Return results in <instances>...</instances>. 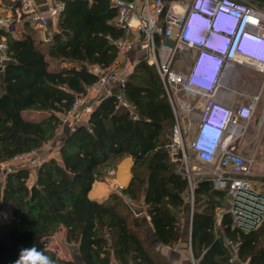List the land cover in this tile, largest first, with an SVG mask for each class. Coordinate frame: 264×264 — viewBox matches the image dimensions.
Listing matches in <instances>:
<instances>
[{
  "label": "trees",
  "instance_id": "trees-1",
  "mask_svg": "<svg viewBox=\"0 0 264 264\" xmlns=\"http://www.w3.org/2000/svg\"><path fill=\"white\" fill-rule=\"evenodd\" d=\"M249 1L264 10V0ZM65 3L58 32L46 50L30 32L21 39L6 36L11 61L0 73V165L52 141L76 95L98 80L90 66L106 69L116 58L108 41L123 35L113 25L116 11L104 0ZM54 64L58 69H52ZM123 95L122 105L115 95L104 99L88 124L61 144L60 161L43 163L31 184L28 169L0 182V212L9 211V216H0V264H16L22 251L32 249L23 254V264H75L48 249L49 239L61 228L66 229V242L77 245L83 264H112L113 258L118 264H171L141 237L140 222L122 196L135 204L143 200L161 244L180 241L177 211L185 206L189 184L167 149L174 114L156 68L145 61L128 75ZM33 113L44 116L30 120ZM120 157L134 162L129 186L104 203L92 201L89 193L100 169ZM194 198L192 251L198 264H230L225 240L239 244L242 263L264 264V224L245 233L232 229L233 219L226 215L216 235V210L225 194L201 182Z\"/></svg>",
  "mask_w": 264,
  "mask_h": 264
},
{
  "label": "built area",
  "instance_id": "built-area-1",
  "mask_svg": "<svg viewBox=\"0 0 264 264\" xmlns=\"http://www.w3.org/2000/svg\"><path fill=\"white\" fill-rule=\"evenodd\" d=\"M104 1L116 11L113 25L123 33L120 38H108L110 46L117 51L116 58L106 69L90 66V71L98 80L85 92L76 95L71 110L61 118L60 129L69 127L71 133L74 132L82 122L81 118L75 116L88 113L87 104L90 100L101 103L103 99L115 95L121 105L125 103L123 92L128 75L123 72L125 67L122 59L133 50H138L145 56L143 61L156 68L171 105L175 126L167 149L171 162L177 166V173L187 179L191 195L194 196L198 183L209 182L213 191L225 194L229 202L228 208L219 211L217 221L222 222L224 216L230 215L233 219L232 229H240L245 233L257 230L264 224V182H255L252 170L264 132V10L249 0ZM35 2L18 0L9 6L0 5V73L4 65L11 61L6 36L17 38L26 23L48 30L45 40L47 45L53 40L55 32L50 31L49 26L59 23L65 11V0H45L47 16L35 6ZM217 17L223 34L211 45L217 54L224 52L223 57L206 52L203 54L209 49L206 46L208 32ZM242 25L244 33L251 35L252 40L238 42L233 57L228 59L233 36ZM231 32L234 35L229 37ZM190 52H195V58L188 72L176 71V58ZM242 63L248 64L262 76L260 89L248 106L231 110V131L227 137L229 143L216 157H210L209 163L202 160L207 159V156L195 152V139L189 142L194 160L209 166V169L197 168L185 150L182 122L191 114H197L198 134L214 111L220 110L221 104L215 98L228 87L237 65ZM197 65L200 71L194 75ZM214 74L219 76L217 83L212 80ZM115 87L117 93L113 92ZM72 119L74 125L71 126ZM254 121L256 130L249 135ZM244 141L247 143L243 144ZM251 144L253 148L249 149ZM45 162L40 161L37 151L18 156L6 163L5 177L19 167L37 172ZM114 174V171L109 172V176ZM122 199L137 215L135 203L127 197ZM215 201H219V196ZM225 244L231 254L229 263L244 264L239 258V244L231 240H226Z\"/></svg>",
  "mask_w": 264,
  "mask_h": 264
},
{
  "label": "crops",
  "instance_id": "crops-1",
  "mask_svg": "<svg viewBox=\"0 0 264 264\" xmlns=\"http://www.w3.org/2000/svg\"><path fill=\"white\" fill-rule=\"evenodd\" d=\"M17 1L18 0H0V5L3 4L9 6L16 3ZM35 6L41 11L42 14L47 16L45 0H36ZM49 29L50 31H54L55 33H57L58 24L50 25ZM27 32L31 33L36 44L40 45L41 48L47 45L45 43L48 33L47 29H40L38 27L30 25L29 23H26L25 28L21 32V35H18L16 39H21ZM129 55L131 56L122 59L125 67L123 68V72H125L126 75L130 74V72H128L129 65L131 64L130 60L139 59V61L141 62L145 58L144 54L139 52L138 50H133L131 53H129ZM194 58L195 56L193 57V59ZM261 82H262V76L257 71L250 69L248 67L237 66L236 70L231 76V79L228 82V87L221 90L217 94L215 100L222 106L229 109H237L240 107L248 106L251 101V98L255 97L256 94L258 93L261 86ZM113 92L117 93L116 87L113 88ZM99 104L100 103H96V101L94 100L93 101L90 100L87 104V108L89 109L88 113L83 114L82 116L79 115L75 116V118L78 119L81 118L82 120L79 126H86L88 124L89 117L91 116L92 112ZM37 115H41V114L33 113L28 117L30 120H37L36 119ZM73 121L74 119L71 120V126L73 124ZM70 133H71V129L69 127H64L58 130L57 135L55 137L56 138L55 141L61 145L68 138ZM195 137L193 139H195ZM53 157L54 159L60 161L59 151L55 155H53ZM195 162L200 165L204 164V162L198 160H196ZM133 166H134V162L131 158L120 157L111 161L107 166L100 169V173H101V177L99 178L100 181L95 182V184L93 185L92 190L89 193V198L92 201L103 203L107 200V198L111 194L113 193L120 194L121 190L127 188L131 182V179L133 177V173H132ZM110 171H114L115 174L113 176H109ZM255 178H258V180H255ZM253 180L255 182L256 181L264 182V173L258 172L257 174H254ZM198 184L196 188L198 187ZM225 200L227 199L225 198ZM139 205H140L138 206L139 209H137L136 211L138 213L137 215L134 214L131 210L130 211L134 215L133 217L139 220L141 225L140 235L142 238H144L148 246H150L154 251L159 253L164 259L169 261L171 264H193V262H197L198 264V261L194 258L192 251L193 214L190 217H186L187 221L189 220L188 221L189 223L188 222L185 223L184 220L185 217H183L184 220L183 224L182 222H179L180 230H181V238L180 241L175 245L176 246L175 249L172 250L170 246H165L161 244L160 241L158 240L154 227L151 222V218L147 213L146 206L143 200L140 202ZM228 207H229V202L227 208ZM185 209L186 206H184V211ZM220 210L221 209H218V212ZM218 214L219 213H217V216L215 218L216 235L218 234V230L220 229L221 226V222L217 221ZM66 235H67L66 229L61 228L60 231L57 233V235L49 239L48 242L49 249L56 253L58 251V248L56 247L58 246V240L60 244L64 246V244H66ZM67 246H69V244ZM64 250H66V252L62 251L61 249L60 253H56L60 260L64 262H74L75 264H83L78 249H76L75 256H73L71 252L66 248ZM112 264H118L114 258L112 260Z\"/></svg>",
  "mask_w": 264,
  "mask_h": 264
},
{
  "label": "rangeland",
  "instance_id": "rangeland-1",
  "mask_svg": "<svg viewBox=\"0 0 264 264\" xmlns=\"http://www.w3.org/2000/svg\"><path fill=\"white\" fill-rule=\"evenodd\" d=\"M46 48H47V45L42 47L43 50H46ZM129 56H131V55H129ZM194 56H195V52L185 53V54H181L180 56H178L176 58L175 62H174L175 70L178 71V72L187 73L188 69L191 67V62H192V59H193ZM136 61H138V62H136ZM130 63L131 64L129 65L128 72H130V74H131L135 70V66L138 63H140V61H139V59H137V60L136 59L135 60L132 59V60H130ZM67 66H68L67 64H59L58 65L59 68H61V67L65 68ZM52 69H58L56 64H54ZM43 116H44L43 114L42 115H37L36 119L37 120L41 119ZM255 123H256V121H254V124L251 126V131L249 132V135H251L256 130ZM182 126L184 127V130H185L184 143H185L186 153H187V155L189 157H192V159L194 160L195 156L191 152V150L189 149V142H191L193 140V138L196 136L197 131H198V117H197V114H195V113L191 114L190 117L187 120L182 122ZM262 134H263V139H262L261 144H260L258 158H257V160L255 162V165L253 167V170H252L254 174H257L258 172L264 173V132H262ZM56 135L53 137V140L50 141L45 147H43L40 150H36L40 154V161L41 162H45V161H48L50 159H54L53 155H55L59 151L61 145L55 141L56 140V138H55ZM170 140H171V138H170ZM246 143H247V141L243 142V144H246ZM252 148H253V144L250 145L249 149H252ZM194 162H195V160H194ZM194 162H193V164L196 165L197 168L201 167L203 169H209V166H206L204 164L200 165V164H197L196 162L195 163ZM19 168L23 169L21 167H19ZM19 168H17V170ZM25 169H27V168H25ZM5 170H6V163H5V165L3 164L2 167H0V182L1 183H3L6 180V178H7V177H5ZM30 173H31V179H32V180H30V184H31V182L35 179V176H36L37 172H35L33 170H30ZM255 180H258V178H255ZM98 181H100V180L98 179ZM122 197H125V196H122ZM108 198H107V200H108ZM203 202H202V206L205 203H207V199L204 198ZM124 203H125V201H124ZM221 203H222L221 206H220L221 208L220 207L217 208L215 217L217 216V213H219L218 209H225L223 207L227 208V206H228V202H227V200H225V198L221 201ZM139 204L140 203H136L135 204L136 205V207H135L136 211H137V209H139V207H138V206H140ZM185 206H186L185 211H184V208L181 211L180 210L177 211L178 220H179V222H182V224H183L184 220H185V223L188 222L189 220L187 221L186 217H190L195 211V198H194V196L191 195V191H190V194L188 192V196H187L186 201H185ZM127 207H128L129 210H131L128 205H127ZM2 215L9 216L8 209H4L2 212H0V216H2ZM183 217H185L184 220H183ZM57 233L55 235H57ZM66 244L68 245L67 242H66ZM66 244H64V246H62L60 244L59 240H58V246H56V247L58 248L59 252L57 251L56 253H60L61 249H62V251L66 252V250H64L66 248L67 250H69L71 252V254L73 256H75L77 245L69 244V246H70L69 247ZM175 247H176L175 245L170 246V248L172 250H174ZM48 249H49V246H48Z\"/></svg>",
  "mask_w": 264,
  "mask_h": 264
},
{
  "label": "clouds",
  "instance_id": "clouds-1",
  "mask_svg": "<svg viewBox=\"0 0 264 264\" xmlns=\"http://www.w3.org/2000/svg\"><path fill=\"white\" fill-rule=\"evenodd\" d=\"M222 34L223 30L218 24L217 17L209 28L208 42L206 44V46H209V49L203 51V54L206 52L209 55H217L219 57H223L225 53L223 52L222 54H217L216 51H214L213 46L211 45L213 42L218 40ZM233 35V32L229 33V37H232ZM244 39H248L250 42L252 40L251 35H249L248 33H244V26L242 25L233 36L232 46L227 56L228 59H231L233 57L237 43L242 42ZM237 66L250 68L246 63L238 64ZM199 68L200 66L197 65L194 70V75L199 74ZM218 79L219 76L214 74L212 77L213 82L217 83ZM220 107V110L214 111V113L210 116L207 124L202 126L199 133L195 137V152L207 156V159H202L206 163L210 162V157H216L220 150L229 143L227 137L229 132L231 131L230 123L232 119V109L229 110V108L227 109L222 105ZM29 251L35 252V249L22 251L21 257L16 262V264H23V254Z\"/></svg>",
  "mask_w": 264,
  "mask_h": 264
}]
</instances>
